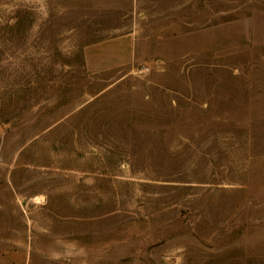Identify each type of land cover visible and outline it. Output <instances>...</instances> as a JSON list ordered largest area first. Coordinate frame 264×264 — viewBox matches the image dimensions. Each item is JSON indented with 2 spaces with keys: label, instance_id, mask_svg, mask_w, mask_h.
<instances>
[{
  "label": "rangeland",
  "instance_id": "obj_1",
  "mask_svg": "<svg viewBox=\"0 0 264 264\" xmlns=\"http://www.w3.org/2000/svg\"><path fill=\"white\" fill-rule=\"evenodd\" d=\"M0 264H264V0H0Z\"/></svg>",
  "mask_w": 264,
  "mask_h": 264
},
{
  "label": "crops",
  "instance_id": "obj_2",
  "mask_svg": "<svg viewBox=\"0 0 264 264\" xmlns=\"http://www.w3.org/2000/svg\"><path fill=\"white\" fill-rule=\"evenodd\" d=\"M89 44L84 49L86 66L91 70L123 65L129 61L127 42L122 37H114L104 43Z\"/></svg>",
  "mask_w": 264,
  "mask_h": 264
},
{
  "label": "built area",
  "instance_id": "obj_3",
  "mask_svg": "<svg viewBox=\"0 0 264 264\" xmlns=\"http://www.w3.org/2000/svg\"><path fill=\"white\" fill-rule=\"evenodd\" d=\"M148 68L149 67L146 65V66L142 67L141 70H148Z\"/></svg>",
  "mask_w": 264,
  "mask_h": 264
},
{
  "label": "trees",
  "instance_id": "obj_4",
  "mask_svg": "<svg viewBox=\"0 0 264 264\" xmlns=\"http://www.w3.org/2000/svg\"><path fill=\"white\" fill-rule=\"evenodd\" d=\"M167 122H170L169 120H167Z\"/></svg>",
  "mask_w": 264,
  "mask_h": 264
},
{
  "label": "bare ground",
  "instance_id": "obj_5",
  "mask_svg": "<svg viewBox=\"0 0 264 264\" xmlns=\"http://www.w3.org/2000/svg\"><path fill=\"white\" fill-rule=\"evenodd\" d=\"M37 202H39V200H37Z\"/></svg>",
  "mask_w": 264,
  "mask_h": 264
}]
</instances>
